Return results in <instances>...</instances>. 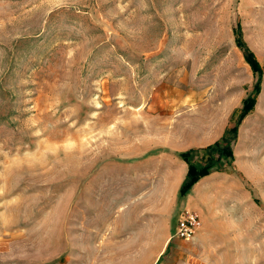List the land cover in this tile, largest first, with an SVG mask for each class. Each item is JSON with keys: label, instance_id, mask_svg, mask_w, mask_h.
Returning <instances> with one entry per match:
<instances>
[{"label": "rangeland", "instance_id": "1", "mask_svg": "<svg viewBox=\"0 0 264 264\" xmlns=\"http://www.w3.org/2000/svg\"><path fill=\"white\" fill-rule=\"evenodd\" d=\"M0 264H264V0H0Z\"/></svg>", "mask_w": 264, "mask_h": 264}, {"label": "trees", "instance_id": "2", "mask_svg": "<svg viewBox=\"0 0 264 264\" xmlns=\"http://www.w3.org/2000/svg\"><path fill=\"white\" fill-rule=\"evenodd\" d=\"M239 44L241 48L244 50L245 56L247 58V61L253 68L255 72L260 71V65L257 59L255 58V55L253 52L247 47L246 43L241 37V34H239ZM257 91H258V85H257ZM237 126H234L233 128H229L226 132V134L223 136V138L220 141L215 142L212 145H209L207 147H204L202 149L196 150V149H189L183 152H180V156L188 163V172L186 175L185 180L181 184L179 195L185 196L192 186L206 173L210 172L211 170H221L222 168V161L221 159H216L214 157V153H218L220 157H227L230 156L233 157L232 149H231V140L235 138L237 133ZM233 131V138L228 137V133ZM205 152L208 154L206 157V163H202V161L195 160V155L197 152ZM205 157V156H204Z\"/></svg>", "mask_w": 264, "mask_h": 264}, {"label": "crops", "instance_id": "3", "mask_svg": "<svg viewBox=\"0 0 264 264\" xmlns=\"http://www.w3.org/2000/svg\"><path fill=\"white\" fill-rule=\"evenodd\" d=\"M225 126H226V123L224 124V127L219 131V133H218V135L216 136V138L214 137L212 140H210V141H208V142H206V143H201V144H199L198 146H206V145H208V144H210V143H212V142H214L216 139H218L219 137H221L222 135H223V132H224V129H225ZM179 173L177 174V187H179L180 185H181V183H182V181L184 180V178L186 177V174H187V171H188V163L186 162V161H184V160H181V159H179ZM217 174H220V172H212V173H210V174H208V175H206V176H204V177H202L194 186H193V188L191 189V191L189 192V194L186 196V198H185V201H184V205H187V206H196V205H194L191 201H190V199L194 196V194H195V190L198 188V187H200L203 183H204V180L205 179H207V178H210V177H212V176H215V175H217ZM157 200H154V198L152 199V201H150L149 200V202L148 203H151V204H154V205H156V204H158L159 203V200H158V198H156ZM193 204V205H192ZM194 210H196L197 212H198V210L197 209H194Z\"/></svg>", "mask_w": 264, "mask_h": 264}, {"label": "built area", "instance_id": "4", "mask_svg": "<svg viewBox=\"0 0 264 264\" xmlns=\"http://www.w3.org/2000/svg\"><path fill=\"white\" fill-rule=\"evenodd\" d=\"M201 224L200 214L196 210L186 209L178 222L176 237L191 238Z\"/></svg>", "mask_w": 264, "mask_h": 264}]
</instances>
